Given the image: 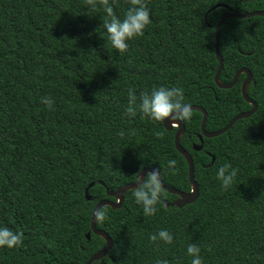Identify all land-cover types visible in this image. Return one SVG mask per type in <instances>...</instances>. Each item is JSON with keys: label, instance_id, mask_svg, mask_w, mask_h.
<instances>
[{"label": "trees", "instance_id": "trees-1", "mask_svg": "<svg viewBox=\"0 0 264 264\" xmlns=\"http://www.w3.org/2000/svg\"><path fill=\"white\" fill-rule=\"evenodd\" d=\"M228 8L264 0H0V264H85L105 243L86 236L95 203L145 166L191 190L165 115L199 104L214 131L252 107L244 72L214 78ZM219 50L257 109L200 150L202 112L178 115L199 195L165 206L177 194L147 173L101 207L107 264H264V16L226 18Z\"/></svg>", "mask_w": 264, "mask_h": 264}, {"label": "water", "instance_id": "water-1", "mask_svg": "<svg viewBox=\"0 0 264 264\" xmlns=\"http://www.w3.org/2000/svg\"><path fill=\"white\" fill-rule=\"evenodd\" d=\"M218 5H221V4L219 3L215 4L210 9H213ZM253 15H263L264 16V9L252 10V11H247V12H236V11H232L231 8H228V11L224 12L218 19L216 28H215V52L219 60V64H218V68L214 76L215 81L219 87L227 88V87L233 86L238 81V78L241 75V73L244 72L246 76L241 83V92L245 100H247L249 103L252 104V107L248 110H243V111L238 112L235 116H233V118L225 126H223L222 128L216 129L214 131H208L206 129V121H207L208 112L202 105L191 104V105H187L185 107H182V108H179L177 110L167 113L163 119V124L168 130H172L174 126L177 127L175 131L174 142L179 152L187 160L188 175H189V180L191 183V190L184 191L177 187L170 186L164 183V181L161 178L160 171L157 168L152 167V166H145L144 168H142L141 171L138 173L137 179L135 181L124 183L118 186L116 189L107 188V194L109 196H115L116 199L113 200L109 197H106V198H102L98 200L95 203L93 207V211H92L91 222H90L91 228L86 234L87 238H90L91 232H94L95 234L103 237L105 240V243L90 256V258L86 261L85 264H92V262L95 260H101L102 264H105L104 257L106 256L108 251L111 249L112 244H113L112 237L108 234V232L105 229L100 228L96 225L97 215H98L100 208L103 207L104 205H110L113 208H119L123 204L125 192L129 189H135L139 187L144 181L147 173L153 174L156 177V180L158 181V183L163 188H165L171 193L177 194V197H175L173 200L165 199L164 200L165 206L177 205L179 207H182L185 204L196 200V198L199 195V183L195 179V176H194L193 156L180 143V137L185 131V125H184L183 120L180 119L178 115L190 109H196L202 112L201 133L199 134V138L201 142L199 144H194V148L197 150H200L203 146V136L212 137V136L219 135L220 133L226 131L237 119L247 117L251 115L257 109V106H258L257 102L254 99H252L247 93L248 85L252 81V72L250 71L248 67L246 66L240 67L235 72L234 77L230 82H224L220 79V73L223 67V56L219 50V34H220L221 25L223 24L224 20L228 17H247V16H253ZM212 159H214V156ZM100 182L103 183V181H100ZM92 185H93V182H91L86 188L85 193H86L87 199L91 198V196L88 193V188Z\"/></svg>", "mask_w": 264, "mask_h": 264}, {"label": "flooded vegetation", "instance_id": "flooded-vegetation-1", "mask_svg": "<svg viewBox=\"0 0 264 264\" xmlns=\"http://www.w3.org/2000/svg\"><path fill=\"white\" fill-rule=\"evenodd\" d=\"M107 254H108V253H107ZM107 254H106V255H107ZM99 262H100V264H102V261H101V260H99ZM104 263L107 264L106 261H105V257H104Z\"/></svg>", "mask_w": 264, "mask_h": 264}]
</instances>
